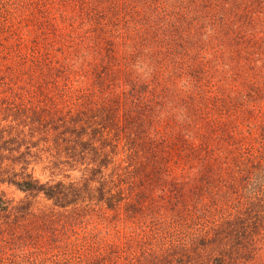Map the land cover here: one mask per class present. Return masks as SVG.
I'll return each mask as SVG.
<instances>
[{
	"label": "trees",
	"instance_id": "trees-1",
	"mask_svg": "<svg viewBox=\"0 0 264 264\" xmlns=\"http://www.w3.org/2000/svg\"><path fill=\"white\" fill-rule=\"evenodd\" d=\"M0 264H264V0H0Z\"/></svg>",
	"mask_w": 264,
	"mask_h": 264
},
{
	"label": "rangeland",
	"instance_id": "rangeland-1",
	"mask_svg": "<svg viewBox=\"0 0 264 264\" xmlns=\"http://www.w3.org/2000/svg\"><path fill=\"white\" fill-rule=\"evenodd\" d=\"M16 197H21V195L20 194H14Z\"/></svg>",
	"mask_w": 264,
	"mask_h": 264
}]
</instances>
